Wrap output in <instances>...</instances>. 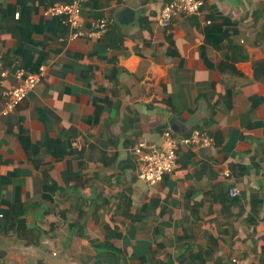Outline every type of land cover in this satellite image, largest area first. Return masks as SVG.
<instances>
[{
    "label": "crops",
    "instance_id": "0c3cea01",
    "mask_svg": "<svg viewBox=\"0 0 264 264\" xmlns=\"http://www.w3.org/2000/svg\"><path fill=\"white\" fill-rule=\"evenodd\" d=\"M168 1L84 0L82 26L105 18L107 31L67 40L43 26V0H0V106L16 68H43L0 115V214L18 200L27 229L0 216V264H264V42L251 18L264 0H200L166 27L173 54L156 25ZM211 10L235 24L244 59L204 41ZM166 127L213 143L179 146L175 169L147 185L131 149ZM106 235L116 253L101 247Z\"/></svg>",
    "mask_w": 264,
    "mask_h": 264
},
{
    "label": "built area",
    "instance_id": "2783aa9c",
    "mask_svg": "<svg viewBox=\"0 0 264 264\" xmlns=\"http://www.w3.org/2000/svg\"><path fill=\"white\" fill-rule=\"evenodd\" d=\"M83 2L84 0H43L41 14L46 19L60 18L61 23L67 27V40L80 37L99 39L107 31V20L105 18L91 19L84 28L81 21ZM200 6V0H169L159 10L156 25L166 28L172 17L197 15ZM18 15V11L13 13L14 18H18ZM205 23L208 21L206 20ZM4 74V70L0 69V83ZM42 75V67L34 73L27 72L23 68H16L14 76L18 82L2 91L3 102L0 106V115L7 116L12 113L15 107L33 90ZM211 143L212 138L199 129H192L187 135L175 136L169 127L162 130L158 144L138 139L131 149L136 164L137 178L147 185H153L159 182L165 174L175 169L176 152L179 146H208ZM219 175L226 178L229 176V170L222 168L219 170ZM227 193L230 197H235L237 190L235 187H229Z\"/></svg>",
    "mask_w": 264,
    "mask_h": 264
},
{
    "label": "trees",
    "instance_id": "16d2710c",
    "mask_svg": "<svg viewBox=\"0 0 264 264\" xmlns=\"http://www.w3.org/2000/svg\"><path fill=\"white\" fill-rule=\"evenodd\" d=\"M201 9V8H199ZM13 13V11L11 12ZM251 18L253 23L259 22V25L256 28V31L253 34V41L260 43L264 42V1L259 3L257 7L252 11ZM208 21V23H205V21ZM192 26L193 28L198 31V24L196 19L192 18ZM204 27L202 29L203 39L206 43L212 42V38L215 39V41L223 42L224 40L227 42V49L232 54L235 55L236 53H240L239 57L237 59H244L245 55L243 53L242 48L239 45H236L232 43V40L230 37L235 34V24L231 23L230 21L225 20L224 17H221L219 14H217L215 11L211 10L208 13L204 15ZM48 24L55 25L54 30L55 32H58L59 34H65L67 31L66 25L62 24L60 21V18H47L45 19V22L43 23V26H46ZM199 33V32H198ZM166 47L165 51L173 54V49L171 48V38H170V30L169 28H166V32L164 35ZM231 45V46H230ZM204 49V46L201 45L199 48V53L202 55V50ZM238 51V52H237ZM231 73H234V69L231 67L230 69ZM229 96L225 97L226 104H229ZM213 143V139H212ZM43 175V183H42V200L49 202L51 200L50 194L54 190V186L47 182L45 172L42 173ZM20 203L18 200L14 201L10 207H8L7 212L1 213L0 215L4 216V222L2 223V227H14V230L16 228L18 229H24L25 231L27 229L24 228V220H23V211L19 207ZM17 208L16 214L12 215L13 210ZM16 223V224H14ZM16 225V226H15ZM108 235L105 236V240L101 244V247L103 249H107L110 251H113L116 253V250L110 246V244L106 241V238ZM192 258H190V261ZM187 264V263H186Z\"/></svg>",
    "mask_w": 264,
    "mask_h": 264
},
{
    "label": "water",
    "instance_id": "95a60500",
    "mask_svg": "<svg viewBox=\"0 0 264 264\" xmlns=\"http://www.w3.org/2000/svg\"><path fill=\"white\" fill-rule=\"evenodd\" d=\"M124 11H128L129 13H131L132 11L130 9H124ZM170 126H172V124L170 123ZM170 128V127H169ZM171 129V128H170ZM172 131V130H171ZM173 132V131H172Z\"/></svg>",
    "mask_w": 264,
    "mask_h": 264
}]
</instances>
